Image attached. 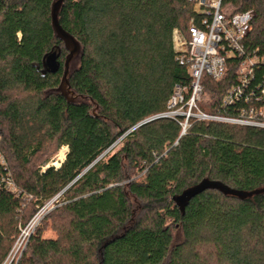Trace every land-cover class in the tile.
<instances>
[{
    "label": "trees",
    "instance_id": "obj_1",
    "mask_svg": "<svg viewBox=\"0 0 264 264\" xmlns=\"http://www.w3.org/2000/svg\"><path fill=\"white\" fill-rule=\"evenodd\" d=\"M54 1L0 0V264L56 197L17 264H264V127L192 119L182 135L181 119L159 118L131 131L191 85L173 31L187 32L194 4L65 0L60 25L84 51L71 105L57 92L68 51ZM223 4L254 10L245 48L264 59V0ZM236 67L220 83L204 77L202 112L241 117L246 103L223 104ZM263 84L259 62L251 87ZM63 147L61 166L43 169Z\"/></svg>",
    "mask_w": 264,
    "mask_h": 264
},
{
    "label": "built area",
    "instance_id": "obj_2",
    "mask_svg": "<svg viewBox=\"0 0 264 264\" xmlns=\"http://www.w3.org/2000/svg\"><path fill=\"white\" fill-rule=\"evenodd\" d=\"M194 4L195 17L190 20L186 33L173 31V48L181 65L188 67L190 87L176 85L169 100L167 111L160 116L181 119L182 135L186 133L190 120L215 121L235 125L264 127V84L258 90L251 87L255 68L264 59L251 56L245 48V40L252 30L254 10L229 11L231 4L224 0H186ZM237 61V83L223 100L225 106L244 102L241 117L223 118L210 116L199 109L204 102L203 79L209 77L222 82L228 73V62ZM0 160L4 158L0 155ZM14 192L13 183L9 184Z\"/></svg>",
    "mask_w": 264,
    "mask_h": 264
},
{
    "label": "water",
    "instance_id": "obj_3",
    "mask_svg": "<svg viewBox=\"0 0 264 264\" xmlns=\"http://www.w3.org/2000/svg\"><path fill=\"white\" fill-rule=\"evenodd\" d=\"M64 1L65 0H55L51 14L52 25L55 35L65 44L66 50L68 51V55L64 63L63 77L61 80V84L57 89V92L60 93L67 100L69 104L76 105L81 101V97L77 95V93L72 89L70 80L73 74L75 73L78 64L81 62V59L83 58L84 51L80 43L72 35L66 32L60 25L59 17L64 6ZM59 58H60V53L57 52H52L46 57L45 67L48 72L56 73L60 69ZM47 94L49 95L50 93ZM162 117L163 116H158L145 120L136 127H134L131 131H134L135 129L141 127L142 125ZM112 148L109 151H111ZM109 151H107L105 154H107ZM195 193L196 191L190 192L189 196L194 195Z\"/></svg>",
    "mask_w": 264,
    "mask_h": 264
},
{
    "label": "rangeland",
    "instance_id": "obj_4",
    "mask_svg": "<svg viewBox=\"0 0 264 264\" xmlns=\"http://www.w3.org/2000/svg\"><path fill=\"white\" fill-rule=\"evenodd\" d=\"M228 9L231 12L236 11V9L233 6H230V8ZM208 99H209L208 94L204 95L203 103H206ZM120 147H121V140H119L116 143L114 150H112V152H109L107 154H112L114 151L118 150ZM64 148H67V147H63L62 149ZM60 151L50 160L49 164H47L43 169H46L50 166L58 168L57 164L61 165V162L63 161L59 159ZM60 201L61 199H59V197L52 199L37 213V215L29 222V224L25 228L20 229L21 231H20L19 237L16 239V242L13 245L10 255L7 258V260L4 262V264H17L18 263L23 251L26 248V245L29 241L30 236L35 232L36 228L42 223V220L45 218V216H47L52 210H54V208ZM45 235L46 237L55 236V234L50 230H48Z\"/></svg>",
    "mask_w": 264,
    "mask_h": 264
},
{
    "label": "bare ground",
    "instance_id": "obj_5",
    "mask_svg": "<svg viewBox=\"0 0 264 264\" xmlns=\"http://www.w3.org/2000/svg\"><path fill=\"white\" fill-rule=\"evenodd\" d=\"M67 151H68V148H64V149H62V150L60 151V153H59V159H60V160H62V161L65 160ZM61 163H62V162H61ZM57 166L60 167L61 165L57 164Z\"/></svg>",
    "mask_w": 264,
    "mask_h": 264
}]
</instances>
